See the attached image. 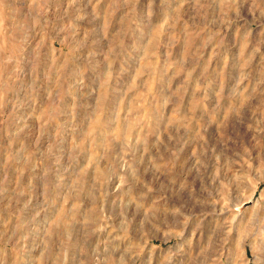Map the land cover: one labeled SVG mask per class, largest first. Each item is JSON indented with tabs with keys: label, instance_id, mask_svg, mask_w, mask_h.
Wrapping results in <instances>:
<instances>
[{
	"label": "rangeland",
	"instance_id": "1",
	"mask_svg": "<svg viewBox=\"0 0 264 264\" xmlns=\"http://www.w3.org/2000/svg\"><path fill=\"white\" fill-rule=\"evenodd\" d=\"M0 264H264V0H0Z\"/></svg>",
	"mask_w": 264,
	"mask_h": 264
}]
</instances>
